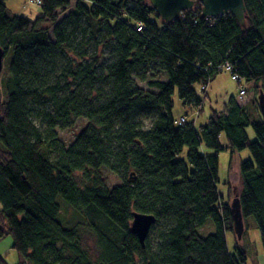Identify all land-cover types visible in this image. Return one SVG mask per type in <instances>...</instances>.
I'll use <instances>...</instances> for the list:
<instances>
[{
  "label": "trees",
  "instance_id": "obj_1",
  "mask_svg": "<svg viewBox=\"0 0 264 264\" xmlns=\"http://www.w3.org/2000/svg\"><path fill=\"white\" fill-rule=\"evenodd\" d=\"M244 4L240 23L232 14L203 16L199 1L165 21L150 0H42L35 19L10 13L0 0V237L12 236L22 256L16 264H247L244 247L227 246L232 213L217 189L225 149L231 157L247 148L252 154L240 162L238 195L246 227L254 218L264 249L257 99L264 92V0ZM77 31L108 53L87 58ZM225 64L256 96L246 103L231 96L198 129L193 120L177 124L175 90L184 104L200 107L195 86L206 87ZM146 71L165 76L152 74L155 90L136 81ZM78 118L87 123L66 143L57 128ZM184 150L186 159L177 158ZM103 168L121 182L109 185ZM134 211L156 216L145 247L131 231ZM209 223L214 231L202 235ZM83 230L94 236L96 254ZM0 264H9L2 255Z\"/></svg>",
  "mask_w": 264,
  "mask_h": 264
},
{
  "label": "rangeland",
  "instance_id": "obj_2",
  "mask_svg": "<svg viewBox=\"0 0 264 264\" xmlns=\"http://www.w3.org/2000/svg\"><path fill=\"white\" fill-rule=\"evenodd\" d=\"M7 5L9 12L13 14L23 15L30 19H35L37 16L41 15L42 10L39 5L33 4L30 0H4ZM196 5V3H195ZM68 11L60 16V20L66 18ZM69 22V21H67ZM55 25H50L51 37L53 38V30ZM76 43L79 50L86 52L87 58H90L94 53H105L108 52L103 46H99L95 39H91L89 36H83L80 31L75 33ZM73 55V54H71ZM107 55H105L106 58ZM154 72V71H153ZM152 74H158L162 79L165 76L160 72H150L146 71L136 77L138 84L145 89L155 90L149 87L148 82L153 80L157 75L152 76ZM245 84L244 81H242ZM247 88V93L243 99L239 98V83L232 78L230 71L226 69L222 70L216 77L206 86L203 87L201 84L195 86L198 96L202 99V105L200 107H191L184 104L183 100L180 99L178 90L176 89L172 99L174 101V107L172 110L173 116L178 124L181 116H185L187 120H193L195 127L198 129L201 125L205 124L211 115L213 110L222 111L225 108L231 96H234L242 103L248 102L251 98L256 96L253 84H245ZM1 88V87H0ZM141 119L144 122V128H150L152 126V121L145 115H141ZM87 120L84 118H78L76 124L69 128H57L58 136L64 140L66 143L71 142L78 132L86 125ZM247 133L250 140L254 141L256 139V134L252 126L247 127ZM220 141L224 146H228V141L224 133L220 136ZM208 153H211V149H207ZM187 157V150H184L180 156L177 158ZM246 159H252V154L250 150L244 149L237 151L231 157V151L225 149L220 151L218 154V182L217 189L219 193L223 196L226 201H231L239 193L241 188L240 181V162ZM103 172L106 181L109 185H115L121 182V176L116 175L109 168H103ZM65 210L63 212L64 218H70L73 211L68 206H63ZM245 222V232L243 237L239 240L236 234L228 231L226 234L227 246L229 250H233L235 244L244 247L247 256V264H264V249L261 241L260 231L256 225L254 218L249 217L247 219L248 226L246 227ZM214 225L212 223L199 229L202 235H207L214 231ZM82 238L84 245L90 249L93 254L97 253L96 243L94 236L86 231H82ZM150 240H156V233L152 232ZM0 255H2L9 264H16L21 259V254L13 247V238L11 235L0 237Z\"/></svg>",
  "mask_w": 264,
  "mask_h": 264
},
{
  "label": "water",
  "instance_id": "obj_3",
  "mask_svg": "<svg viewBox=\"0 0 264 264\" xmlns=\"http://www.w3.org/2000/svg\"><path fill=\"white\" fill-rule=\"evenodd\" d=\"M198 1L202 4L203 16L218 18L232 14L240 23H244L246 11L244 0H150L153 8L157 10L165 21L179 18L184 11L192 9ZM4 56V49L0 46V76L4 67ZM257 99L260 111L264 117V92L262 90L259 92ZM230 208L233 219V231L240 240L245 232V222L238 194L231 201ZM155 223L156 216L154 214L133 212L131 231L137 236L142 247H145L146 239Z\"/></svg>",
  "mask_w": 264,
  "mask_h": 264
},
{
  "label": "built area",
  "instance_id": "obj_4",
  "mask_svg": "<svg viewBox=\"0 0 264 264\" xmlns=\"http://www.w3.org/2000/svg\"><path fill=\"white\" fill-rule=\"evenodd\" d=\"M30 1L35 5L41 6V4H42V0H30ZM222 69L223 70L226 69L227 71H230L232 78L239 83L240 88H239V96L238 97L243 99V97L247 93V88H246L245 84L242 83V81H243L242 78L239 77V75L232 73V67L230 64H225ZM186 121H187V118L185 116H181L180 120H178V124H183Z\"/></svg>",
  "mask_w": 264,
  "mask_h": 264
},
{
  "label": "crops",
  "instance_id": "obj_5",
  "mask_svg": "<svg viewBox=\"0 0 264 264\" xmlns=\"http://www.w3.org/2000/svg\"><path fill=\"white\" fill-rule=\"evenodd\" d=\"M239 101V100H238Z\"/></svg>",
  "mask_w": 264,
  "mask_h": 264
}]
</instances>
